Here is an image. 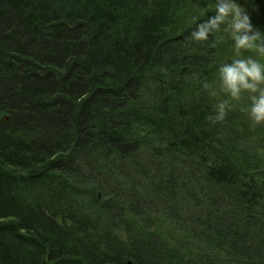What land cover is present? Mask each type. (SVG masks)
Returning <instances> with one entry per match:
<instances>
[{"label": "trees", "instance_id": "1", "mask_svg": "<svg viewBox=\"0 0 264 264\" xmlns=\"http://www.w3.org/2000/svg\"><path fill=\"white\" fill-rule=\"evenodd\" d=\"M215 2L0 0V264H264V124L225 26L191 36Z\"/></svg>", "mask_w": 264, "mask_h": 264}, {"label": "clouds", "instance_id": "2", "mask_svg": "<svg viewBox=\"0 0 264 264\" xmlns=\"http://www.w3.org/2000/svg\"><path fill=\"white\" fill-rule=\"evenodd\" d=\"M221 26H225L223 30L234 42V52L238 57L219 66L221 90L233 101H239L242 93H250V107L244 110L248 112L253 126L264 124V63L252 56L242 57L245 51L264 57V33L252 25L249 15L236 0H216L215 14L197 23L191 36L197 42L207 41L210 35L221 31ZM204 88L209 89V85L205 83ZM210 94L215 96V90ZM231 107L229 100H221L215 115L209 120L213 124L223 122Z\"/></svg>", "mask_w": 264, "mask_h": 264}, {"label": "rangeland", "instance_id": "3", "mask_svg": "<svg viewBox=\"0 0 264 264\" xmlns=\"http://www.w3.org/2000/svg\"><path fill=\"white\" fill-rule=\"evenodd\" d=\"M259 20V25L255 26V24H253V26L257 29H259L262 33H264V19L260 18ZM259 59L262 60L261 62L264 63V57L259 56Z\"/></svg>", "mask_w": 264, "mask_h": 264}]
</instances>
